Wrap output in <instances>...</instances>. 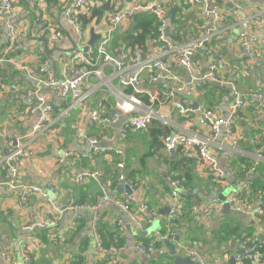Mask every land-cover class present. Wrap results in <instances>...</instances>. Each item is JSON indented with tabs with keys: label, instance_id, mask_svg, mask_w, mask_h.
<instances>
[{
	"label": "crops",
	"instance_id": "1",
	"mask_svg": "<svg viewBox=\"0 0 264 264\" xmlns=\"http://www.w3.org/2000/svg\"><path fill=\"white\" fill-rule=\"evenodd\" d=\"M72 1L46 0V8L39 16L35 0H13L17 14L10 22L22 24L24 29L14 58L26 65L30 73L13 71L11 66L0 63V85L20 86L16 93L0 96V264H25L23 255H29L30 260L32 257L30 264H177L178 257L193 264H239L236 255L241 245L264 239V234H257L251 222L253 212L246 214L232 206V210L224 212V202L219 197L224 196L228 202L248 184L244 201L250 203L254 211L264 203V195H254L252 188L258 181L264 184V1L211 0L215 5L218 1L223 15V20L214 27L200 4L192 5L189 0H141L162 4L172 45L184 46L198 39L199 34V39H207L211 48L210 55L200 50L195 62L202 73L207 74L211 62L215 61L216 81L221 86L203 83L192 97L178 92L168 96L171 89L164 79L154 82L152 74L146 71L140 89L144 94L155 96L149 107L170 135H188L206 141L226 173L222 184L211 181L210 170L198 155L183 148L174 153L167 151L161 136L162 145H155L149 131L123 134L118 123L89 127V117L81 112L79 105L70 98H59L51 89L41 91L53 107L51 121L36 136L28 137L40 116L39 111L32 112L35 97L27 95L37 87L34 79L42 78L44 71L56 78L64 77V61H69L72 54L81 49L80 45L85 50L92 38V29L95 31L84 26L78 30L67 21L64 12ZM113 1L118 9L132 0ZM175 14L177 23L172 22ZM133 18L122 26L123 31L114 35L109 49L124 66L132 61L125 65L126 52L117 36L131 29ZM248 20L252 22V32L260 39L252 61L247 60L238 42ZM7 30V25L0 21V58ZM52 30L62 34L60 44L53 45L47 39ZM176 32L181 42L172 39ZM41 33L44 38L39 37ZM95 34L100 35L99 31ZM82 39L87 44H83ZM154 40L146 49H136L140 60H152L160 55V47ZM169 59L172 73L190 82L188 71L175 62L173 56ZM98 65L103 66V60H99ZM136 72L135 68L133 74ZM104 73L105 80L90 77L85 90L91 93L90 109H99L109 116L113 113L116 95L127 94V88L121 86L120 73L112 65H106ZM235 91L245 100V107L234 123L237 146L225 141L223 128L214 133L208 124L201 123L205 111L226 116L236 99ZM90 139L109 148V152L94 160L82 159L81 155L90 147ZM15 142L26 146L21 187L36 186L49 192L50 202L38 197L23 201L17 192L9 189L3 159ZM121 176H125V181ZM177 179L183 182L182 196L187 195L199 206L220 204L222 209L207 218L194 210L181 214V208L175 217L178 224L172 227V183ZM127 196L137 201L131 205L133 211L137 212L144 203L157 219L142 229L137 228L117 204L127 202ZM146 214L142 215L147 222L152 215ZM48 220L57 223L54 228L43 229L49 233L25 230L28 225ZM168 231L175 233L176 243L157 239L158 232L166 234ZM102 235L110 249L103 246L104 251L100 252L96 239L98 236L102 239ZM102 241L104 243V239ZM140 245H153L155 251L145 253Z\"/></svg>",
	"mask_w": 264,
	"mask_h": 264
},
{
	"label": "built area",
	"instance_id": "2",
	"mask_svg": "<svg viewBox=\"0 0 264 264\" xmlns=\"http://www.w3.org/2000/svg\"><path fill=\"white\" fill-rule=\"evenodd\" d=\"M38 2V8L43 12L46 8V0H35ZM264 1V0H263ZM192 5L200 4L205 12L206 19H212L213 26L216 27L218 23L223 20V15L217 5L211 0H189ZM95 3L99 4L98 0H74L66 7L64 16L67 21L80 30L84 24L79 19L81 14L88 12L90 7ZM150 13L159 20L157 38L154 43L160 47V55L152 60L142 61L138 57L137 51L134 52L132 63L129 66L118 62L110 52V45L113 37L116 33L123 31L122 26L129 20H131L135 14L138 13ZM17 10L13 3V0H1L0 3V21L7 25L8 30L5 33L2 41L3 56L0 58V63H4L12 67L13 71L22 73H30V69L26 65L20 64L13 56L19 51L20 41L24 34L22 24L11 23L10 21L16 18ZM252 22L246 21L243 26L244 32H241L238 37V42L243 49L245 56L248 61H252L254 53L260 39L254 35L251 30ZM100 30H102L100 32ZM101 36L99 44L90 50L85 51L84 46L81 49L76 50L69 61H64V77L56 78L44 71L42 78L34 79L37 87L28 91V97H35L36 101L33 105V113L36 111L40 112V116L33 126L32 132L28 137L36 136L40 131L47 128L51 121L53 107L48 102L46 96L41 94L42 89H51L55 91L57 96L61 99H72L80 110L87 117H89V127H95L100 125H112L123 121L120 125L121 132L127 133V129H132L133 132H139L147 130L152 120L155 118V112L152 107H149L142 101L144 95L149 96L150 101L155 100V96L151 93H145L140 89L142 85V75L144 72H150L153 77V81L156 82L160 78L164 79L167 88L171 89L168 94L175 95L177 92L183 94L186 97H192L202 87L204 81L210 77L213 80L216 79L217 65L215 61H212L208 74H203L199 65L195 62V56L200 50L206 49L207 39H194L190 43L184 46H174L171 44L168 36V23L165 18L164 9L161 3L150 1L142 2L141 0H132L128 5L119 7L116 12L108 15L102 25L98 28ZM97 31V32H98ZM211 33H214L212 31ZM207 35L211 37V34L207 31ZM40 38H44V34L39 35ZM62 34L52 30L50 35L47 37L49 42L53 45L60 44L62 41ZM83 44L87 42L82 39ZM173 56L174 61L185 68L190 76V82H185L183 79L173 74L169 68L170 57ZM103 60V66L98 65V61ZM112 65L119 71V79L121 86L126 88L134 89V92L124 93L116 95V103L114 106L113 113L106 115L101 110H91L89 105V99L91 93L85 90V84L88 82L90 77L97 76L102 80H105L106 75L104 73L105 66ZM137 69L136 74H133L134 69ZM71 75H74L73 77ZM31 77V75H30ZM161 80V79H160ZM163 81V80H162ZM20 86L15 83L0 85V96L7 93H16ZM236 99L230 105L226 116H219L210 111H205L201 116V123L208 124L214 133H219L221 128L225 131V141L233 146L238 145V137L234 132V123L239 111L245 107V100L241 98L237 91H235ZM259 97H262L259 95ZM181 112H184L182 105H179ZM126 117V120L123 118ZM79 132L81 130L79 129ZM90 147L88 150L81 155L82 159L94 160L98 156L105 155L109 152V148L102 147L99 142L95 139H90ZM165 148L167 151H174L178 148L186 149L189 152H193L198 155L204 165L210 170L211 181L214 184H222L226 181V173L221 169L220 164L216 157L209 151L206 141H201L199 138L188 135H168L165 140ZM26 146L22 145H11L9 153L4 158V169L6 173V181L11 191L17 192L23 201H29L30 197H38L41 200L50 202V193L43 192L36 186L21 187L20 176L21 171L25 166ZM262 152V148L260 149ZM119 155L122 152L117 151ZM121 169L124 165L119 166ZM97 175L94 174L93 177ZM120 179L124 181V177ZM174 192L172 197L174 202L170 210V217L175 218L179 214L181 209L180 203V183L173 181ZM249 189V185L245 184L240 192L233 194L228 202L230 205L239 211L246 214L253 212L251 222L255 227L257 234H264V203L259 204L257 208L252 210L250 203L244 201L241 196V192H245ZM51 193L54 192L52 188ZM127 202H117L118 206L129 216L132 223L139 229L144 228L147 224H152L157 217L154 213H151L148 207L143 203L139 206L138 211L135 212L131 209V205L135 202L134 197L127 196ZM78 209V207H75ZM222 209L220 204L209 205V206H197L194 208V212L200 213L205 217L209 218L215 212ZM142 212V213H141ZM150 213L152 217L146 222L143 215ZM143 214V215H142ZM54 220H48L46 222L33 223L25 227L26 231H37L47 228L56 227ZM124 225V223H121ZM156 237L159 241H167L176 243V235L172 231H168L166 234L158 232ZM59 237L56 238L58 240ZM98 251L103 252V242L98 236L96 239ZM140 250L145 253H154L155 249L153 245L144 246L140 245ZM236 260L239 264H244L245 261L251 264H261L263 260L262 254L259 252L256 244H243L240 247L239 252L236 255ZM22 261L25 264H30V256L23 255ZM15 264V263H11ZM203 264V263H201Z\"/></svg>",
	"mask_w": 264,
	"mask_h": 264
},
{
	"label": "trees",
	"instance_id": "3",
	"mask_svg": "<svg viewBox=\"0 0 264 264\" xmlns=\"http://www.w3.org/2000/svg\"><path fill=\"white\" fill-rule=\"evenodd\" d=\"M99 4L95 3L94 5H92V7H90V9L88 10L87 13L85 14H81L80 15V20L83 22L84 27H91V28H95V31H98V28L102 25V23L104 22L105 18L116 12V5L114 3L113 0H98ZM36 5H37V11H39L38 8V2L35 1ZM218 6H220V4L216 3ZM177 14H175L174 16H172V22L173 23H177V19L176 16ZM158 24H159V20L156 19V17L150 13H138L135 15V17L133 18V24L132 27L129 31H127V33H123L117 36L118 40L120 41V44L123 48H124V59L123 61H125V65H128L134 55V51H136V49H146L148 47V45L157 37V32H158ZM173 37L172 39L174 41H182V38L180 37V34L178 32L173 33ZM196 38H200V35L198 34ZM211 52V48L210 46L206 45V49H205V53L209 54ZM4 51L2 50V54L1 56H3ZM17 56V54L15 55V57ZM14 57V56H13ZM213 90L216 91L217 89L213 87ZM127 93L131 94L134 92V89L132 88H127ZM142 101L148 105L151 106V101L149 96L147 97L146 95H144L142 97ZM167 130V133H165ZM132 131V129H127V132ZM145 132L149 131L150 133H152V138L155 142V145H162L160 140L163 139V145L165 138L170 135L171 133H169V130L166 129V127L161 126V124L159 123V120L154 118L152 120V124L151 126L147 129V130H143ZM161 136V138H160ZM163 137V138H162ZM160 138V140H159ZM165 147V145H164ZM9 153V150L7 151V154ZM124 177V181H125V176ZM184 177H188V175H185ZM183 177V179H184ZM175 181H178L180 183V203H181V208H182V213L185 212H190L191 210H194L195 207L199 206V204L193 203L191 198L188 197L187 195L183 194L182 196V190H183V182L180 179H177ZM257 183V182H255ZM253 190H255V194H262L264 195V184H260L258 181L257 185H254ZM247 192H241V196L242 199H244L245 195ZM35 198V197H33ZM32 197L29 198V201L31 199H33ZM28 201V202H29ZM177 218L171 220V226L175 227V225L178 224V222L176 221ZM41 231V232H40ZM39 233H49L48 230H45L43 232V230H40ZM166 233V232H164ZM102 239H104V243L103 246L110 249V244H107L105 238L102 235ZM101 239V240H102ZM103 242V241H102ZM246 244H256L258 246L259 252L262 254L263 256V260H264V239H260L257 241H251L249 243ZM32 260V257H31ZM32 263V261H31ZM251 264L248 261H245L244 264ZM261 264H264V261H262Z\"/></svg>",
	"mask_w": 264,
	"mask_h": 264
},
{
	"label": "water",
	"instance_id": "4",
	"mask_svg": "<svg viewBox=\"0 0 264 264\" xmlns=\"http://www.w3.org/2000/svg\"><path fill=\"white\" fill-rule=\"evenodd\" d=\"M91 32H92V38H91V40H90L88 46L85 48V51L89 50L90 47H93V46L95 45V43H96L98 40L101 39V36H100V35H96V34H95L94 29H92ZM44 43H45V47L47 48V47H48V41L45 40ZM120 54H122V53L120 52ZM207 74H208V73H207ZM189 79H190V76H189ZM204 82L207 83V84H210V85L218 86V87L221 86V84H220L219 82H217L216 80L211 79L210 77H208ZM152 87H153V85L150 86V87H148V90H151ZM144 89H146V88H144ZM123 120H126V117H124ZM121 122H123V121H121ZM121 122L118 123V126H119V127H120V125H121ZM14 145H16V142H15ZM171 153H174V152L172 151ZM219 199H220L222 202H224V205H223V206H224V212L232 210V207H231L230 203H229V202H226V198H225L224 196L219 197ZM163 215H164V214H163ZM176 263H177V264H193V263H191V262H189V261L184 260V259L181 258V257H178V258H177Z\"/></svg>",
	"mask_w": 264,
	"mask_h": 264
},
{
	"label": "rangeland",
	"instance_id": "5",
	"mask_svg": "<svg viewBox=\"0 0 264 264\" xmlns=\"http://www.w3.org/2000/svg\"><path fill=\"white\" fill-rule=\"evenodd\" d=\"M101 31H102V30H100V32H101ZM10 149H11V146H10L9 150H10ZM5 157H6V156H5ZM5 157H4V158H5ZM3 160H4V159H3ZM3 164H4V162H3ZM157 241H158V240H157Z\"/></svg>",
	"mask_w": 264,
	"mask_h": 264
}]
</instances>
